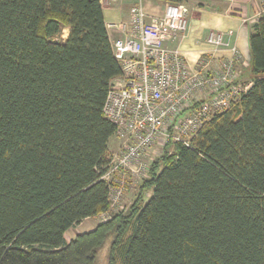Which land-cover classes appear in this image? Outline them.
<instances>
[{"label": "trees", "instance_id": "obj_1", "mask_svg": "<svg viewBox=\"0 0 264 264\" xmlns=\"http://www.w3.org/2000/svg\"><path fill=\"white\" fill-rule=\"evenodd\" d=\"M249 49L239 97L164 144L127 211L66 240L110 209L120 67L100 0H0V264H95L110 235L107 264H264V13Z\"/></svg>", "mask_w": 264, "mask_h": 264}, {"label": "built area", "instance_id": "obj_2", "mask_svg": "<svg viewBox=\"0 0 264 264\" xmlns=\"http://www.w3.org/2000/svg\"><path fill=\"white\" fill-rule=\"evenodd\" d=\"M262 13L264 0L256 18ZM186 14L184 5L171 2L161 17L147 19L139 5H132L128 22L118 26L122 36L111 42L120 74L110 81L102 114L113 123L119 145L109 152L101 176L110 191V209L100 214L101 221L109 219L133 179L146 177L144 159L153 144L188 145L214 113L225 110L248 86L234 83L238 57L230 32L206 37L213 50L229 49L233 55L213 70L190 68L180 50L168 45L186 30Z\"/></svg>", "mask_w": 264, "mask_h": 264}, {"label": "crops", "instance_id": "obj_3", "mask_svg": "<svg viewBox=\"0 0 264 264\" xmlns=\"http://www.w3.org/2000/svg\"><path fill=\"white\" fill-rule=\"evenodd\" d=\"M171 2L170 0H100L110 45L114 39L122 36L118 26L128 22L129 9L132 5H139L146 18L150 19L161 17L166 3ZM176 3L184 5L187 9V26L178 39L168 42V45L180 50L189 67L203 65L206 70H213L222 60L233 57L231 50L222 48L213 50L206 41L210 32H220L224 37L230 32L231 43L236 47L238 57L236 71L240 76H246L251 60L250 26L256 20L262 0H180ZM199 97L204 99L203 96ZM129 186L131 185L127 187L130 188Z\"/></svg>", "mask_w": 264, "mask_h": 264}, {"label": "rangeland", "instance_id": "obj_4", "mask_svg": "<svg viewBox=\"0 0 264 264\" xmlns=\"http://www.w3.org/2000/svg\"><path fill=\"white\" fill-rule=\"evenodd\" d=\"M65 33H66V29H64V31L62 32V35H60V37L64 38ZM118 145H119V142L117 141L115 136L112 135L110 137V140H109V143H108V151L109 152L117 151ZM161 151H162V146H160V145L157 146L156 143L153 144L147 150L144 161L146 163L150 164L151 160L154 159L156 156H158V154ZM141 182H142V180H139V179L134 180L133 179L129 183V185H131V186H129L130 188L127 187L128 189L124 190V192L122 193L120 199H118L119 200L118 201L119 202L118 205L115 203L116 205L114 207H112L111 211L112 210L116 211V210H119V209H121L123 207L127 211L128 210L127 206L130 204V202L134 198L135 193L138 190V187L141 184ZM146 195H147V197L145 198V200H147V198H148L149 191H148V193ZM101 217H102L101 215H98V216H95V217L85 218L80 223L70 227L65 232V235H64L66 240H69L71 237H73L78 232H83V231H87V230L92 229L98 222L103 220ZM111 238H112L111 235L109 237H107L105 242H104V244L102 245V247L98 250L97 255H96L95 264H107V255H108V250H109V245H110Z\"/></svg>", "mask_w": 264, "mask_h": 264}]
</instances>
